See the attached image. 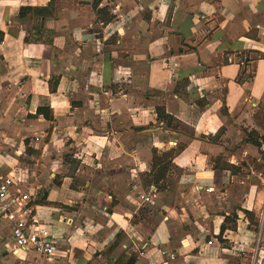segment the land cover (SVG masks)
<instances>
[{"label": "crops", "instance_id": "0c3cea01", "mask_svg": "<svg viewBox=\"0 0 264 264\" xmlns=\"http://www.w3.org/2000/svg\"><path fill=\"white\" fill-rule=\"evenodd\" d=\"M0 137V176L46 195L35 213L59 248L15 256L0 221V264H248L264 246V0H0ZM180 147L143 202L153 151Z\"/></svg>", "mask_w": 264, "mask_h": 264}, {"label": "built area", "instance_id": "2783aa9c", "mask_svg": "<svg viewBox=\"0 0 264 264\" xmlns=\"http://www.w3.org/2000/svg\"><path fill=\"white\" fill-rule=\"evenodd\" d=\"M2 146L3 140L0 137V156L3 153ZM15 183L13 174L0 176V221L9 226L14 243L13 255L32 252L41 258L50 259L59 248L50 229L36 217L35 205L39 201L40 192L33 189L28 193H14ZM140 197L143 202H150L153 200V192L149 189ZM262 228L263 224L260 226V235ZM260 237L248 264H264V246ZM140 254L144 255L142 252ZM161 255L172 261L176 259V255L167 250H162Z\"/></svg>", "mask_w": 264, "mask_h": 264}, {"label": "trees", "instance_id": "16d2710c", "mask_svg": "<svg viewBox=\"0 0 264 264\" xmlns=\"http://www.w3.org/2000/svg\"><path fill=\"white\" fill-rule=\"evenodd\" d=\"M24 13H28L26 9H22L21 15L23 16ZM158 114V120L163 121L166 123L168 127H171L173 118L166 114V112L163 109L158 108L157 109ZM37 115H42L46 120H53V116L51 115V112L49 111V108L46 106H40L37 110ZM28 151L32 152L28 148ZM182 151V148L180 147L178 150H170L166 152H159L157 149L153 151V164H152V170L149 174H144L145 177L148 178V184L149 186L147 189L149 190L152 186H156L159 188L158 184L162 182L169 170L172 166V162L174 158ZM38 203H46V195H44ZM133 259L127 263V264H133Z\"/></svg>", "mask_w": 264, "mask_h": 264}, {"label": "rangeland", "instance_id": "374dc122", "mask_svg": "<svg viewBox=\"0 0 264 264\" xmlns=\"http://www.w3.org/2000/svg\"><path fill=\"white\" fill-rule=\"evenodd\" d=\"M141 180H142L143 187L145 189H147V187L149 186V184H148V178L145 177V175H142L141 176ZM158 186H159L160 191H163V184L161 182L158 184Z\"/></svg>", "mask_w": 264, "mask_h": 264}]
</instances>
